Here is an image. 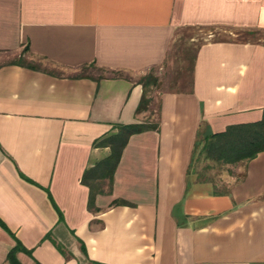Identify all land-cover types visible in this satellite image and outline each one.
Here are the masks:
<instances>
[{
    "label": "crops",
    "instance_id": "0c3cea01",
    "mask_svg": "<svg viewBox=\"0 0 264 264\" xmlns=\"http://www.w3.org/2000/svg\"><path fill=\"white\" fill-rule=\"evenodd\" d=\"M191 29L241 38L193 48L187 85L160 92L156 131L128 138L88 210L81 175L109 151L93 142L143 123L134 78ZM263 108L264 0H0V264L15 241L18 264H264V151L226 192L187 177L200 123Z\"/></svg>",
    "mask_w": 264,
    "mask_h": 264
},
{
    "label": "trees",
    "instance_id": "16d2710c",
    "mask_svg": "<svg viewBox=\"0 0 264 264\" xmlns=\"http://www.w3.org/2000/svg\"><path fill=\"white\" fill-rule=\"evenodd\" d=\"M25 50V49H24ZM142 92L134 113L145 112L149 106L150 99L145 96V88L149 85L155 86L156 79L146 77L138 82ZM157 124L150 123H132L115 124L112 131L107 135L95 140L94 147H107L108 154L101 160L94 162L86 168L80 178V183L87 187V209H93V198L97 194H104L102 187L105 183L109 186L115 166L119 160L121 151L128 138L144 131H156ZM200 146V152L206 160L220 165H234L252 159L258 153L264 151V108L261 111V117L258 121L229 125L224 130L216 133H210L204 123L198 125L196 136L190 153V161L196 148ZM188 164V167H189ZM113 204H124L122 201H113ZM17 252H23L29 255L20 244L15 241V245L8 251L5 257L7 264H18L15 259Z\"/></svg>",
    "mask_w": 264,
    "mask_h": 264
},
{
    "label": "rangeland",
    "instance_id": "374dc122",
    "mask_svg": "<svg viewBox=\"0 0 264 264\" xmlns=\"http://www.w3.org/2000/svg\"><path fill=\"white\" fill-rule=\"evenodd\" d=\"M239 38L241 36L233 38L217 30L191 29L181 31L176 36L164 65L160 69H152L142 77L134 78L137 82L142 81L146 77L156 79L155 86L149 85L145 88V96L150 99V103L145 112L146 116L143 122L155 123L158 95L161 91L165 90L166 85L172 83L175 85L178 83L183 86L187 85L189 60L194 47L208 41ZM254 38H258L257 35ZM11 59L13 61L17 57ZM83 72L94 76L108 74L93 67H86L83 69ZM235 171L234 166L220 165L206 160L200 152V146H198L187 169V177L189 180L209 183L214 193H223L227 191L232 180H237L241 176L240 170L239 172Z\"/></svg>",
    "mask_w": 264,
    "mask_h": 264
}]
</instances>
